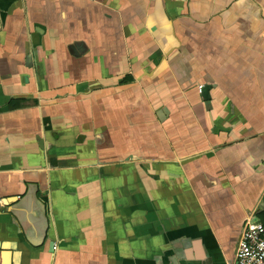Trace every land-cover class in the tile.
Wrapping results in <instances>:
<instances>
[{"label":"crops","instance_id":"obj_1","mask_svg":"<svg viewBox=\"0 0 264 264\" xmlns=\"http://www.w3.org/2000/svg\"><path fill=\"white\" fill-rule=\"evenodd\" d=\"M248 219L264 0H0V264H236Z\"/></svg>","mask_w":264,"mask_h":264},{"label":"built area","instance_id":"obj_2","mask_svg":"<svg viewBox=\"0 0 264 264\" xmlns=\"http://www.w3.org/2000/svg\"><path fill=\"white\" fill-rule=\"evenodd\" d=\"M236 264H264L262 223L250 219L245 222L236 251Z\"/></svg>","mask_w":264,"mask_h":264},{"label":"water","instance_id":"obj_3","mask_svg":"<svg viewBox=\"0 0 264 264\" xmlns=\"http://www.w3.org/2000/svg\"><path fill=\"white\" fill-rule=\"evenodd\" d=\"M6 256H7V254H2L3 264H4V262H6Z\"/></svg>","mask_w":264,"mask_h":264}]
</instances>
